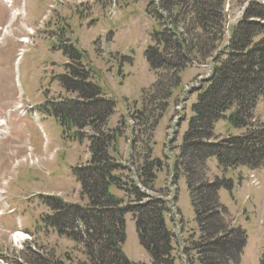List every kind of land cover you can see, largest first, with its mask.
<instances>
[{"label":"rangeland","instance_id":"374dc122","mask_svg":"<svg viewBox=\"0 0 264 264\" xmlns=\"http://www.w3.org/2000/svg\"><path fill=\"white\" fill-rule=\"evenodd\" d=\"M22 1L0 0V26L6 24L12 8L22 7L30 13L34 0ZM65 1L62 0V4ZM76 1L69 0L62 7L50 10L52 14L48 15L46 9L52 4L51 0H37L35 11L42 17L45 14L47 20H41L42 23L38 25V32L33 35L32 42L21 44L15 40L14 36L4 37L0 41V106L5 107L7 111L12 109L14 102H20L27 111L26 115L18 116L17 114L21 115L22 105L17 104V110L13 111L17 114L11 116L12 111L10 110L7 116L8 125L4 130L0 128V131H6V134L0 137V191L8 205L0 203V208L4 210V213L0 215V258L6 264H37L39 259L50 261L53 264L55 262L87 264V258L83 255L81 247L65 237L58 236L52 229L44 227L43 217L50 216L53 212L40 202L42 197L47 196H57L69 202L77 201L81 196V189L73 174V169L77 165L86 164V159L89 158L88 141L84 140L80 144L71 132L65 136L56 119L41 110L50 98L51 103L60 101V98L65 100L76 97L60 89L57 77L65 73L64 62L67 58L58 48L68 40L80 51L82 62L85 65L96 71L103 70V68L108 70L109 64L111 65V73L108 75L105 72H99L97 79L98 85L103 87L116 103V113L109 122L111 127L116 126L118 119L120 122L127 119L131 112L142 111L143 91L156 81L145 58V51L151 44V35L158 28L160 29L161 24L160 20L157 24L149 17L146 12V2L118 0L116 3L119 8L113 14L109 11V6L104 5L109 0H100L101 4L107 8L106 10L99 2H92L93 0H79L80 3ZM169 1L170 7L166 8L176 15L174 7L176 0L166 2L169 3ZM182 1L185 6V9L180 11L181 18L185 19L182 26L185 27L187 35L192 38V32H200L191 25L195 14L190 9L192 6L190 0ZM225 2L229 3L228 13H226L228 22L230 19L233 21L239 19L243 5L247 1L225 0ZM45 4L46 8H43ZM159 9L160 0L155 5L151 3L148 13L158 16ZM68 14V19L60 24V21ZM60 27L65 33L59 37L57 31ZM27 31L30 34L33 33L31 29ZM18 32L23 33V28H18L17 32L13 31L14 35L23 37ZM4 33L12 34L11 31L6 30ZM24 34L27 35L26 32ZM240 36L241 33H237V38ZM55 37V41H51ZM263 39L264 35L256 38L255 43H260ZM218 45L217 51L223 47V41H220ZM194 75V70H186L183 74V82H188ZM232 80L238 79L234 76ZM175 99L176 96L173 97L170 107L159 120L154 135L149 131L152 123L149 113L154 110V107H148L143 111H149L144 114V120L146 119L144 126H139L132 137V140L135 137L134 142L136 141L134 152L135 156L138 155L135 159L138 165L151 166L155 160L163 164L156 183L151 185L153 189L162 186L168 166L176 167L180 154L179 149L172 152L165 150L166 129ZM196 100L197 97L194 96L190 101L187 109L188 118H191L193 104ZM2 111L3 108H0V119L6 121ZM253 119H256L255 126L258 128V123L264 120V98L259 101L256 114L249 122L250 125ZM187 128L188 124L184 123L177 138V147L182 143L181 140ZM221 130L227 131L226 128H221ZM255 131L259 133L261 130L255 129ZM126 133L130 138L129 131ZM244 133L248 131L245 130ZM120 141L121 144L125 143L124 138ZM149 147H151L152 156ZM213 161L217 162V160L212 159L210 162L211 172L216 169ZM249 173L251 172L245 170L237 171L235 174L232 171L227 173V178L233 182L234 188L230 191L224 186L220 192L221 203L230 213H243L238 225H235L236 227L240 225L247 232L248 239L243 264L252 263L254 256L264 247V223H260L261 218L264 217V173L260 177L262 179L261 189L248 190L243 187L240 193H237L239 177L242 180L241 176L248 177ZM214 176L210 174L211 179L215 178ZM221 176L222 174L218 177ZM123 177L126 176L123 175ZM228 184L231 185L230 182ZM120 185L123 191L130 189L126 180H122ZM151 186L149 188H152ZM177 189V206L185 223L183 229L187 245L185 254L192 264H198L195 247L199 243V230L186 178L183 175L178 179ZM248 194L251 196V201L244 204V199ZM118 195L126 197L125 192H118ZM130 201V199L127 200V202ZM222 215L227 223H230L229 218L233 215H228L225 210ZM165 222L167 228L171 230L172 226L167 215H165ZM19 224H22L24 228L21 230L24 236L29 235L30 237L27 243L19 244L14 239L13 234H15L14 231L20 229ZM126 234L127 241L123 248L125 255L134 263L148 264L151 257L140 244L136 223L131 215L126 216ZM227 246L231 250L234 248V243H229ZM181 264L184 263L181 262Z\"/></svg>","mask_w":264,"mask_h":264},{"label":"trees","instance_id":"16d2710c","mask_svg":"<svg viewBox=\"0 0 264 264\" xmlns=\"http://www.w3.org/2000/svg\"><path fill=\"white\" fill-rule=\"evenodd\" d=\"M166 1L163 2L165 7H170V1ZM190 2V9L195 14L191 25L201 33L192 32L191 40L177 41L160 33L156 37V46L146 52L151 68L160 70L157 83L144 93V106L154 107L150 111L152 128L168 108L169 100L181 85V74L192 59L204 61L210 58L223 36L225 0ZM174 7L178 11L176 22H183L180 11L185 7L184 1L175 3ZM239 32L241 36L237 38ZM262 35L264 7L251 2L232 33V42L224 51V54L228 53L226 60L217 68L215 79L193 107L194 117L180 147L177 174L182 172L186 178L200 229L197 250L201 264H236L246 246V233L229 228L222 215L224 209L219 194L221 188L230 186L225 179L208 180L207 161L216 157L225 171L240 166L258 169L264 164V126L256 128L249 123L259 100L264 97V39L255 43ZM234 76L238 80H232ZM90 78L91 72L79 61L69 66L68 74L61 77V84L68 92L77 94L78 99L53 107L54 116L64 128L73 126L80 131L90 128L93 132L89 139L91 160L87 166L75 170L82 194L89 199V204L80 207L59 198H48L47 206L54 215L48 218L47 225L54 227L59 235L83 245L89 264H134L123 253L127 238L125 216L131 213L136 220L140 243L150 254L152 264H175L172 234L164 222V204L158 200L140 204L146 195L134 189L132 195L136 204L125 206V200L112 193L113 188L120 189L117 172L121 167L110 151L117 149L121 133L105 130L115 105ZM221 120H228L234 128L248 133L240 138L219 140L215 126ZM255 129L261 131L256 133ZM143 178L148 186L155 180L152 166L144 168ZM229 243H234L231 250L227 246ZM38 262L53 264L42 259ZM261 264H264V257Z\"/></svg>","mask_w":264,"mask_h":264},{"label":"bare ground","instance_id":"6f19581e","mask_svg":"<svg viewBox=\"0 0 264 264\" xmlns=\"http://www.w3.org/2000/svg\"><path fill=\"white\" fill-rule=\"evenodd\" d=\"M24 42H28V40H24ZM20 113L21 115H24V111L23 109L20 110ZM3 123L2 126H6L7 125V122L6 121H1ZM6 134V131H0V137L1 136H4ZM0 195H1V192H0ZM14 235V239L17 241V242H20V241H24L27 239V236H24V234H21L20 233H17V234H13Z\"/></svg>","mask_w":264,"mask_h":264},{"label":"crops","instance_id":"0c3cea01","mask_svg":"<svg viewBox=\"0 0 264 264\" xmlns=\"http://www.w3.org/2000/svg\"><path fill=\"white\" fill-rule=\"evenodd\" d=\"M220 124H223V123H220ZM220 124H218V126H219ZM218 126H217V128H218ZM123 149H124V151L126 152V151H127V146L125 145V146L123 147ZM257 262H258V264H259V257H258Z\"/></svg>","mask_w":264,"mask_h":264}]
</instances>
